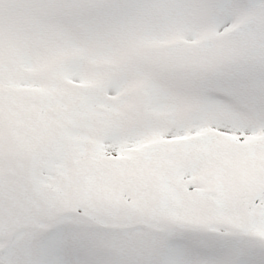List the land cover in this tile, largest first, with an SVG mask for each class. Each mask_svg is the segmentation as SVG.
Instances as JSON below:
<instances>
[{
  "label": "snow or ice",
  "instance_id": "1",
  "mask_svg": "<svg viewBox=\"0 0 264 264\" xmlns=\"http://www.w3.org/2000/svg\"><path fill=\"white\" fill-rule=\"evenodd\" d=\"M0 264H264V0H0Z\"/></svg>",
  "mask_w": 264,
  "mask_h": 264
}]
</instances>
